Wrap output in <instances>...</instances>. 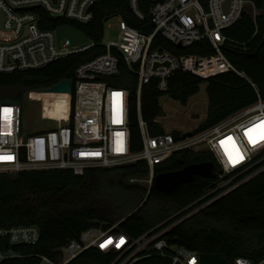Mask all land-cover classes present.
Here are the masks:
<instances>
[{"label": "built area", "instance_id": "built-area-1", "mask_svg": "<svg viewBox=\"0 0 264 264\" xmlns=\"http://www.w3.org/2000/svg\"><path fill=\"white\" fill-rule=\"evenodd\" d=\"M97 1L0 0V72L40 69L98 45L105 48L77 66L71 92H59L68 94V109L59 118L50 117L56 121L52 128L23 134L21 101L0 99V157H10L0 158V175L39 168H60L84 175L89 168H110L143 160L149 164V171L142 177H132L131 181L150 189L157 175V164L182 150L211 153L223 173L215 178L214 186L195 201L137 237L117 230L118 223L108 228L93 226L84 230L79 238L68 240L60 248V257L38 254L34 264H68L91 247L104 253H116L111 264H133L153 254L168 257L171 264H200L201 252L170 244L165 235L185 216L264 170V100L258 93L255 104L203 130L176 128L153 134L148 122L140 117L142 148L133 150L129 89L113 84L107 77L119 74L122 55L138 75L139 108L144 84L158 78L159 90L166 92L169 77L177 70L190 71L203 78L226 71L247 77L235 67L222 47L230 40L224 29L240 19L251 1L152 0V31L146 32L118 14L105 21V31L115 28V38L108 42L104 41L105 34L100 42L90 36L84 43H72L68 37L59 40L56 26H43L45 15L88 23L95 16ZM129 7L135 17L145 20L142 0H129ZM254 13H257L255 7ZM113 18L118 22L115 25L110 23ZM158 34L182 48L209 39L215 52L207 55L176 53L154 45ZM34 92L50 91L34 90L30 97ZM38 99L44 104L43 98ZM185 211L188 213L181 219L167 224ZM40 236V227L36 224L0 226V237L7 238L13 245L37 244ZM21 256L15 250L0 247V264ZM234 264H264V259L254 261L238 256Z\"/></svg>", "mask_w": 264, "mask_h": 264}, {"label": "trees", "instance_id": "trees-1", "mask_svg": "<svg viewBox=\"0 0 264 264\" xmlns=\"http://www.w3.org/2000/svg\"><path fill=\"white\" fill-rule=\"evenodd\" d=\"M250 1L240 19L224 29L230 40L222 47L235 67L244 71L247 77L226 71L203 78L190 71L177 70L169 77L166 92L159 90L158 78L144 84L139 108L138 75L120 55L119 74L107 78L113 84L129 89L133 150L142 148L140 117L148 122L153 134L165 132V128L155 120L162 114L160 98L163 95L186 105L200 91L201 84L207 82L208 115L197 130L212 127L255 104L259 99L258 93L264 100V0ZM152 3V0H142L146 14L144 21L132 14L129 0H98L95 16L88 23L66 18L54 21L45 15L43 26L71 23L100 42L105 34L106 19L119 14L132 25L150 32L154 29L150 18ZM154 45L181 54L207 55L215 52L209 39L182 48L158 34ZM103 51L105 48L98 45L40 69L0 72V99L22 101L28 92L48 87L64 78L75 79L77 66ZM206 160L215 161L209 152L182 150L157 164L156 173ZM148 171L149 164L141 160L110 168H89L84 175L60 168L1 174L0 226L36 224L41 231L39 242L32 245H13L7 238L0 237V247L22 254L21 257L8 258L2 264H34L38 254L60 257V248L68 240L79 238L84 230L93 226L108 228L118 223L117 230L137 237L195 201L212 188L216 180L197 176L191 182L179 184L171 192L160 191L155 185L148 189L142 183L131 181L132 177H142ZM188 211L176 215L167 224L181 219ZM165 236L170 244L199 252L221 253L231 264L238 256L254 261L264 259V170L185 216ZM116 257V253H104L91 247L68 264H111ZM133 264H171V260L153 254Z\"/></svg>", "mask_w": 264, "mask_h": 264}, {"label": "rangeland", "instance_id": "rangeland-1", "mask_svg": "<svg viewBox=\"0 0 264 264\" xmlns=\"http://www.w3.org/2000/svg\"><path fill=\"white\" fill-rule=\"evenodd\" d=\"M110 23L115 25L118 22L113 18ZM113 38H115V28H106L104 41L108 42ZM12 91H14V88H12ZM42 96L45 98L44 110L46 114H49L54 106L61 105V98L59 97L61 94H43ZM160 102L162 114L158 116L157 122L166 130L176 128L196 129L207 119L208 115L207 82L201 84L200 91L192 96L186 105L168 95L162 96ZM21 103L23 134L44 131L56 126L55 120L42 118V99H33L30 97V92H28Z\"/></svg>", "mask_w": 264, "mask_h": 264}, {"label": "water", "instance_id": "water-1", "mask_svg": "<svg viewBox=\"0 0 264 264\" xmlns=\"http://www.w3.org/2000/svg\"><path fill=\"white\" fill-rule=\"evenodd\" d=\"M51 19L54 21L58 20L57 16H51ZM56 31L59 40L63 37H68L72 43H84L89 40V35L84 29L71 23H59L56 26ZM179 45L181 46V43H179ZM255 53L254 51L253 54ZM41 90L50 92H71L73 90V80L71 78H65ZM9 101L20 103V100L11 99ZM221 173H223V169L218 166L214 160L193 162L181 169L158 173L155 177L154 185L156 189L160 191L171 192L179 184L191 182L195 180L197 176L215 179ZM200 257V264H231L221 253L201 252Z\"/></svg>", "mask_w": 264, "mask_h": 264}, {"label": "bare ground", "instance_id": "bare-ground-1", "mask_svg": "<svg viewBox=\"0 0 264 264\" xmlns=\"http://www.w3.org/2000/svg\"><path fill=\"white\" fill-rule=\"evenodd\" d=\"M43 94H55V92H41V93L34 92L31 98L33 99L43 98L45 104V98L44 96H42ZM57 94H61V96H59L61 98V105L54 106L52 111L49 114H46L43 104V111H42L44 116L43 118H50V117L59 118L68 109V103H67L68 94L59 93V92H57Z\"/></svg>", "mask_w": 264, "mask_h": 264}, {"label": "snow or ice", "instance_id": "snow-or-ice-1", "mask_svg": "<svg viewBox=\"0 0 264 264\" xmlns=\"http://www.w3.org/2000/svg\"><path fill=\"white\" fill-rule=\"evenodd\" d=\"M0 158L10 159V157H0Z\"/></svg>", "mask_w": 264, "mask_h": 264}]
</instances>
